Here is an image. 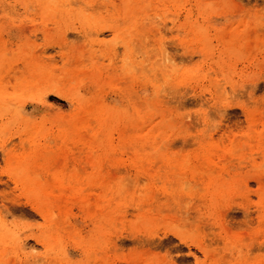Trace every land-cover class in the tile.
Returning a JSON list of instances; mask_svg holds the SVG:
<instances>
[{"label": "rangeland", "instance_id": "rangeland-1", "mask_svg": "<svg viewBox=\"0 0 264 264\" xmlns=\"http://www.w3.org/2000/svg\"><path fill=\"white\" fill-rule=\"evenodd\" d=\"M263 25L264 0H0V264H264Z\"/></svg>", "mask_w": 264, "mask_h": 264}, {"label": "bare ground", "instance_id": "bare-ground-1", "mask_svg": "<svg viewBox=\"0 0 264 264\" xmlns=\"http://www.w3.org/2000/svg\"><path fill=\"white\" fill-rule=\"evenodd\" d=\"M78 2H79V1H78ZM76 3H77V2H76ZM82 4H84V3H82ZM66 5H67V4H66ZM8 6H9V5H8ZM14 6H15V5H14ZM76 6H77V4H76ZM83 6H84V5H83ZM85 6H86V5H85ZM85 6H84V7H85ZM4 7H5V6H4ZM89 7H90V6H89ZM107 7H109V6H107ZM16 8H18V7H16ZM82 8H83V7H82ZM110 8H111V7H110ZM110 8H109V9H110ZM5 9H6V7H5ZM83 9H86V7L83 8ZM110 11H112V10H110ZM113 11H114V10H113ZM13 14H14V13H13ZM156 17H158V16H156ZM1 18H2V17H1ZM7 18H8V17H7ZM22 18H23V17H22ZM136 19H137V18H136ZM142 20H143V19H142ZM119 21H120V20H119ZM27 23H28V22H27ZM116 24H117V23H116ZM120 24H121V22H120ZM140 25H141V24H140ZM106 26H108V25H106ZM263 26H264V25H263ZM29 27H30V26H29ZM106 28H107V27H106ZM144 28H145V27H144ZM152 28H153V27H152ZM152 28H151V29H152ZM258 28H260V27H258ZM132 29H133V28H132ZM147 29H148V28H147ZM262 29H264V28L261 27L260 31H261ZM93 30H94V29H93ZM148 30H150V29H148ZM26 31H27V30H26ZM116 31H117V30H116ZM152 31H154V30H152ZM263 31H264V30H263ZM89 32H90V31H89ZM92 32H93V31H92ZM103 32H104V31H103ZM112 32H113V31H112ZM119 32H120V30H119ZM122 32H123V31H122ZM90 33H91V32H90ZM99 33H100V32H99ZM128 33H129V31H128ZM134 33H135V32H134ZM34 34H36V33H34ZM93 34H94V33H93ZM109 34H111V33H109ZM135 34H136V33H135ZM146 34H147V33H146ZM263 34H264V33H263ZM39 35H40V34H39ZM90 35H92V34H89V36H90ZM98 35H100V34H98ZM128 35H129V34H128ZM128 35H127V37H128ZM33 36H34V35H33ZM35 36H36V35H35ZM41 36H42V35H41ZM41 36H40V37H41ZM145 36H146V35H145ZM263 36H264V35H263ZM116 37H117V36H116ZM125 37H126V35H125ZM138 37H139V36H138ZM37 38H38V36H37L35 39H37ZM41 38H42V37H41ZM146 38H147V37H146ZM114 39H115V38H114ZM133 39H134V38H133ZM137 39H138V38H137ZM139 39H140V38H139ZM139 39H138V40H139ZM94 40H95V39H94ZM127 40H128V39H127ZM134 40H136V39H134ZM138 40H137V41H138ZM145 40H146V39H145ZM132 41H133V40H132ZM132 41H131V42H132ZM143 41H144V40H143ZM106 42H107V41H106ZM116 42H117V40H116ZM119 42H120V41H119ZM135 43H136V42H135ZM140 43H141V42H140ZM140 43H139V44H140ZM66 44H67V43H66ZM107 44H108V42H107ZM61 45H62V44H61ZM86 45L88 46L89 44H86ZM126 45H127V44H126ZM133 45H134V44H133ZM135 45H136V44H135ZM140 45H141V44H140ZM140 45H139V46H140ZM41 46H42V45H41ZM89 46H90V45H89ZM91 46H92V45H91ZM108 46H109V45H108ZM139 46H138V43H137V46H135V47H137L139 50H141L143 47L140 48ZM141 46H143V45H141ZM53 47H54V46H53ZM129 47H131V46H129ZM133 47H134V46H133ZM135 47H134V49H135ZM38 48H39V47H38ZM48 48H50V47H48ZM56 48H57V47H56ZM61 48H62V47H61ZM64 48H66V47H64ZM137 48H136V49H137ZM39 49H40V48H39ZM39 49H38V50H39ZM45 49H47V48H45ZM50 49H51V48H50ZM92 49H93V48H92ZM138 49H137V53H138ZM161 49L163 50L164 48L161 47ZM47 50L49 51V49H47ZM52 50H53V49H52ZM39 51H40V50H39ZM42 51H43V50H42ZM48 51H47V52H48ZM53 51H55V49H54ZM58 51H59V50H58ZM58 51H57V52H58ZM44 52H45V51H44ZM86 52H88V51H86ZM86 52H85V53H86ZM141 52H143V51H140V53H141ZM144 52H145V50H144ZM144 52H143L142 54H144V56H145L146 53H144ZM167 52H168V51H167ZM167 52H166V50L163 51V54H162V55H163V60H166L167 62H168V61L170 62L171 58L168 56L169 53H167ZM58 53H59V52H58ZM85 53H84V54H85ZM133 53H134V52H133ZM138 54H139V53H138ZM97 55H98V54H97ZM147 55H148V54H147ZM55 56H56V55H54L53 57L55 58ZM74 56H75V55H74ZM103 56H104V54H103ZM103 56H102V57H103ZM122 56H123V55H122ZM85 57H86V56H84V58H85ZM100 57H101V56H100ZM100 57H99V58L97 57V58L100 60ZM102 57H101V58H102ZM110 57H111V56H110ZM148 57H149V56H148ZM44 58H45V57H44ZM54 58H52V56H51V58H50L49 60H51V59L54 60ZM63 58H64V57H63ZM90 58H91V57H90ZM95 58H96V57H95ZM132 58H134V57H132ZM146 58H147V57H145V59H146ZM46 59H48V57H46ZM60 59H62V58H60ZM124 59H125V58H124ZM138 59H140V58H138ZM142 59H143V58H142ZM145 59H144V60H145ZM149 59H150V58H149ZM52 60H51V61H52ZM58 60H59V59H58ZM81 60H83V59H81ZM84 60H86V59H84ZM96 60H97V59H96ZM106 60H107V59H106ZM126 60H127V59H126ZM135 60H136V59H135ZM147 60H148V59H147ZM44 61H45V60H44ZM47 61H48V60H47ZM56 61H57V59H56ZM108 61H110V60H108ZM124 61H125V60H124ZM138 61H139V60H138ZM60 62H61V61H60ZM74 62H75V61H74ZM131 62H132V61H131ZM172 62H173V59H172ZM172 62H171V63H172ZM90 63H91V62H90ZM90 63H87V65L90 64ZM148 63H149V62H148ZM148 63H147V64H148ZM57 64H58V63H57ZM71 64H73V63H71ZM130 64H131V63H130ZM62 65H63V63H62ZM104 65H105V64H104ZM104 65H103V66H104ZM107 65H108V64H107ZM125 67H126V66H125ZM135 67H136V66H135ZM104 68H105V66H104ZM130 68H132V67H130ZM104 70H106V69H103V71H104ZM139 70H140V69H138V71H139ZM97 71H98V70H97ZM103 71H102V72H103ZM138 71H137V72H138ZM109 72H110V71H109ZM129 72H130V71H129ZM146 72H147V71H146ZM125 73H126V72H125ZM146 74H147V73H146ZM73 75H74V74H73ZM166 75H167V74H166ZM168 75H170V74H168ZM61 76H62V75H61ZM139 76H140V75H139ZM11 79H12V78H11ZM64 81H65V80H64ZM63 88H64V87H63ZM164 88H165V86H164ZM163 90H164V89H161V91H163ZM164 92H165V91H164ZM164 92H163V93H164ZM160 93H161V92H160ZM44 97H45V96H44ZM8 100H9V99H8ZM5 144H6V142H5ZM5 144H4V145H5ZM4 145L2 144L1 147H4ZM89 149L92 150L93 148H89ZM2 151H3V149H2ZM77 169H78V168H77ZM110 170H111V169H110ZM112 170H113V169H112ZM109 172H112V171H109ZM107 173H108V172H107ZM113 173H114V172H113ZM113 173H112V174H113ZM114 174H115V173H114ZM105 175H106V174H105ZM127 175H128V173H127ZM127 175H126V176H127ZM113 176H114V175H113ZM106 177L108 178V176H106ZM111 177H112V176H111ZM100 191H101V190H100ZM110 192H111V191H110ZM46 215H47V214H46ZM152 221H153V220H152ZM152 221L150 220L149 222H152ZM62 259H63V258H62Z\"/></svg>", "mask_w": 264, "mask_h": 264}]
</instances>
